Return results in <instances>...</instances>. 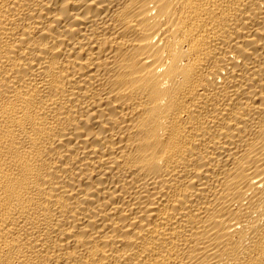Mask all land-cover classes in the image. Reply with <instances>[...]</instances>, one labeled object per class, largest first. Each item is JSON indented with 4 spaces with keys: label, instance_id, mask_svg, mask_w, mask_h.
<instances>
[{
    "label": "bare ground",
    "instance_id": "obj_1",
    "mask_svg": "<svg viewBox=\"0 0 264 264\" xmlns=\"http://www.w3.org/2000/svg\"><path fill=\"white\" fill-rule=\"evenodd\" d=\"M0 264H264V0H0Z\"/></svg>",
    "mask_w": 264,
    "mask_h": 264
}]
</instances>
